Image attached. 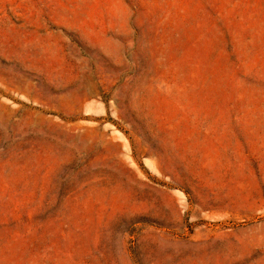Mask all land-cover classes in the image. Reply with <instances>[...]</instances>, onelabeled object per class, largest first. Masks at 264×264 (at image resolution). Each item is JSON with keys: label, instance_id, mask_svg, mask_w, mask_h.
Here are the masks:
<instances>
[{"label": "rangeland", "instance_id": "1", "mask_svg": "<svg viewBox=\"0 0 264 264\" xmlns=\"http://www.w3.org/2000/svg\"><path fill=\"white\" fill-rule=\"evenodd\" d=\"M0 264H264V0H0Z\"/></svg>", "mask_w": 264, "mask_h": 264}]
</instances>
